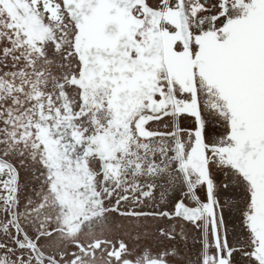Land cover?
<instances>
[{"label":"snow or ice","instance_id":"6c2138e0","mask_svg":"<svg viewBox=\"0 0 264 264\" xmlns=\"http://www.w3.org/2000/svg\"><path fill=\"white\" fill-rule=\"evenodd\" d=\"M0 264H264V0H0Z\"/></svg>","mask_w":264,"mask_h":264}]
</instances>
